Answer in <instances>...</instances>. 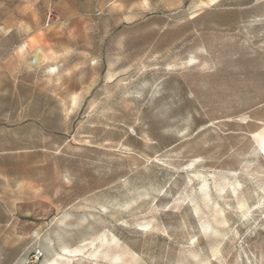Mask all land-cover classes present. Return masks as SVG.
Here are the masks:
<instances>
[{
  "label": "rangeland",
  "instance_id": "1",
  "mask_svg": "<svg viewBox=\"0 0 264 264\" xmlns=\"http://www.w3.org/2000/svg\"><path fill=\"white\" fill-rule=\"evenodd\" d=\"M4 73L0 264H264V0H0Z\"/></svg>",
  "mask_w": 264,
  "mask_h": 264
},
{
  "label": "crops",
  "instance_id": "2",
  "mask_svg": "<svg viewBox=\"0 0 264 264\" xmlns=\"http://www.w3.org/2000/svg\"><path fill=\"white\" fill-rule=\"evenodd\" d=\"M22 87L18 81L13 80L12 74H0V224L5 216L17 214V210L11 206L14 191L21 189V185H28L27 179L18 178L14 181L11 160L9 165H6V154L13 151V132L16 131L18 134H22L23 130L27 132L29 124L34 121H36V128H39L38 114L35 117L21 116L24 105L19 102ZM14 97L17 99L16 102Z\"/></svg>",
  "mask_w": 264,
  "mask_h": 264
},
{
  "label": "built area",
  "instance_id": "3",
  "mask_svg": "<svg viewBox=\"0 0 264 264\" xmlns=\"http://www.w3.org/2000/svg\"><path fill=\"white\" fill-rule=\"evenodd\" d=\"M34 257H35V259H39V257H40V250L36 249L34 251Z\"/></svg>",
  "mask_w": 264,
  "mask_h": 264
}]
</instances>
